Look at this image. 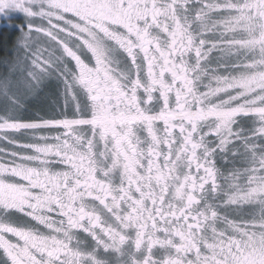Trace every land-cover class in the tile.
<instances>
[{"label": "snow or ice", "instance_id": "6c2138e0", "mask_svg": "<svg viewBox=\"0 0 264 264\" xmlns=\"http://www.w3.org/2000/svg\"><path fill=\"white\" fill-rule=\"evenodd\" d=\"M16 12L0 264H264V0H0ZM52 80L59 115L22 119Z\"/></svg>", "mask_w": 264, "mask_h": 264}, {"label": "rangeland", "instance_id": "374dc122", "mask_svg": "<svg viewBox=\"0 0 264 264\" xmlns=\"http://www.w3.org/2000/svg\"><path fill=\"white\" fill-rule=\"evenodd\" d=\"M24 19L25 18L23 14L18 12L11 13L7 16L0 15V28L6 26L10 29L16 28L20 30V26L23 25ZM22 55L23 53L20 52L19 50L17 52L16 51L13 52V56L4 63V68H3L4 71L1 74L0 79H3L5 77H10L14 79L21 78V71L14 69V65H16L18 57H21ZM45 83L46 86L42 88L40 94H28L24 97L26 111H22L19 113L22 119L32 118L34 116L44 117V118L57 116L63 109V107H61L62 106L61 102H63L64 100L63 96L61 95L62 86H57L55 80ZM69 107L72 108L71 104H69ZM69 107L67 111L68 113H71L69 111L70 110ZM41 111L44 113H40Z\"/></svg>", "mask_w": 264, "mask_h": 264}, {"label": "trees", "instance_id": "16d2710c", "mask_svg": "<svg viewBox=\"0 0 264 264\" xmlns=\"http://www.w3.org/2000/svg\"><path fill=\"white\" fill-rule=\"evenodd\" d=\"M20 35L19 29H10L6 26L0 28V76L4 71V63L13 56V52L18 51L17 42L19 41ZM40 113L44 112L41 111ZM28 119L30 118L25 120Z\"/></svg>", "mask_w": 264, "mask_h": 264}, {"label": "flooded vegetation", "instance_id": "af4514ba", "mask_svg": "<svg viewBox=\"0 0 264 264\" xmlns=\"http://www.w3.org/2000/svg\"><path fill=\"white\" fill-rule=\"evenodd\" d=\"M51 98H54V97H51ZM61 104H62V106L61 107H63L64 108V100H63V102H61ZM69 111L71 112L72 111V108L71 107H69ZM70 114V113H69Z\"/></svg>", "mask_w": 264, "mask_h": 264}, {"label": "bare ground", "instance_id": "6f19581e", "mask_svg": "<svg viewBox=\"0 0 264 264\" xmlns=\"http://www.w3.org/2000/svg\"><path fill=\"white\" fill-rule=\"evenodd\" d=\"M56 100V99H55ZM54 102H56V101H54ZM58 103V102H57ZM58 105V104H57ZM55 108H56V106H55ZM61 109V108H60Z\"/></svg>", "mask_w": 264, "mask_h": 264}]
</instances>
